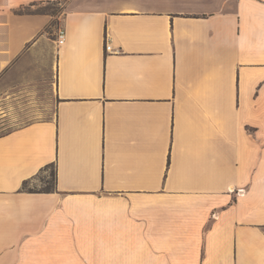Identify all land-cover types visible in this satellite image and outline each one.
Here are the masks:
<instances>
[{
  "label": "crops",
  "instance_id": "obj_1",
  "mask_svg": "<svg viewBox=\"0 0 264 264\" xmlns=\"http://www.w3.org/2000/svg\"><path fill=\"white\" fill-rule=\"evenodd\" d=\"M0 120V264H264V0H0Z\"/></svg>",
  "mask_w": 264,
  "mask_h": 264
},
{
  "label": "rangeland",
  "instance_id": "obj_2",
  "mask_svg": "<svg viewBox=\"0 0 264 264\" xmlns=\"http://www.w3.org/2000/svg\"><path fill=\"white\" fill-rule=\"evenodd\" d=\"M52 13L58 14L61 12V6L57 3H41L20 7L17 10V13ZM16 102V101H15ZM18 104V103H17ZM17 108V107H15ZM18 109V108H17ZM11 123H5L0 120V135L7 132L9 129L13 128ZM53 168L51 166L43 169L33 181H29L26 187L31 190H44L48 187L53 186V178H52Z\"/></svg>",
  "mask_w": 264,
  "mask_h": 264
},
{
  "label": "trees",
  "instance_id": "obj_3",
  "mask_svg": "<svg viewBox=\"0 0 264 264\" xmlns=\"http://www.w3.org/2000/svg\"><path fill=\"white\" fill-rule=\"evenodd\" d=\"M52 178H53V186L52 187H48V188H46L44 190H31V189H27L26 185H27V183H29L28 180L23 182L21 189L24 190V191L26 190L28 192L50 193V192H52L54 190V182H55V172H54V169H53V173H52Z\"/></svg>",
  "mask_w": 264,
  "mask_h": 264
},
{
  "label": "built area",
  "instance_id": "obj_4",
  "mask_svg": "<svg viewBox=\"0 0 264 264\" xmlns=\"http://www.w3.org/2000/svg\"><path fill=\"white\" fill-rule=\"evenodd\" d=\"M56 43L58 46L63 45L64 43V31L63 30L58 31ZM107 50H109V47H107Z\"/></svg>",
  "mask_w": 264,
  "mask_h": 264
}]
</instances>
